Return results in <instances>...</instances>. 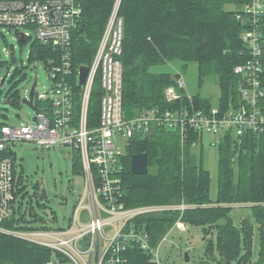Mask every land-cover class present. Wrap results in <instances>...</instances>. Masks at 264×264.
Instances as JSON below:
<instances>
[{"label": "built area", "instance_id": "built-area-1", "mask_svg": "<svg viewBox=\"0 0 264 264\" xmlns=\"http://www.w3.org/2000/svg\"><path fill=\"white\" fill-rule=\"evenodd\" d=\"M119 3L88 65L87 80L80 84L81 65H74L72 47L83 14L82 0H0V28L13 31L20 42L21 37L23 42L34 37L57 51L47 58L52 86L46 92L35 88L34 119L19 125L0 123V233L51 249L55 256L43 264H119L127 261L124 255L131 244L139 245L152 262L159 263V250L151 246L148 233L128 229V224L147 212L185 209L186 205L125 206L122 157L135 136L166 129L178 134L182 146L190 143L193 148L202 143L204 134L214 135V144L231 136L237 146L249 132L264 137L263 33L259 23L264 0H251L244 6L245 13L237 14L248 24L241 35L248 59L234 66L240 77L239 103L198 105L189 97L187 104H179L185 87L181 77L165 89L166 101L175 105L151 107L133 117L126 114L123 103L124 20ZM97 78L102 90L98 119L91 115ZM16 141H35L44 149L68 146L80 156L85 191L67 225L35 228L16 217L15 202L25 191L23 175L17 172L18 156L12 149ZM13 218L20 227L6 226Z\"/></svg>", "mask_w": 264, "mask_h": 264}, {"label": "trees", "instance_id": "trees-1", "mask_svg": "<svg viewBox=\"0 0 264 264\" xmlns=\"http://www.w3.org/2000/svg\"><path fill=\"white\" fill-rule=\"evenodd\" d=\"M117 1L82 0L83 14L73 36L75 66L92 64ZM250 1L120 0L126 114L133 117L144 109L175 105L166 101L165 89L176 80L153 70L173 60H180L185 66L196 62L201 82L210 74L216 75L222 90L219 104L239 103L240 77L234 73V66L248 59L241 39L248 24L238 19L237 14L245 13L244 6ZM259 23L264 67V14ZM30 52V59L35 55L36 59H47L57 51L35 40ZM101 92L97 78L91 100V115L97 119ZM12 97L16 106L19 94ZM188 98L184 96L177 103L187 104ZM192 99L198 105H212L200 95ZM216 145L220 149L218 195L213 199L209 169L202 159H196L190 143L182 146L176 132L157 128L145 136L132 138L122 157L125 206L186 205V208L141 214L128 224V229L147 232L151 246L157 247L181 221L202 228L205 254L219 264H264V137L249 132L240 146L231 136H225ZM138 153L148 155L147 174L134 175L130 171L131 156ZM74 169L82 173L78 154ZM35 188L38 195L41 188L38 185ZM17 221L13 218L6 226L15 227ZM256 235L259 246L255 253ZM52 256L55 253L45 246L0 233V264H43ZM124 257L127 261L119 264H157L137 244H131Z\"/></svg>", "mask_w": 264, "mask_h": 264}, {"label": "rangeland", "instance_id": "rangeland-1", "mask_svg": "<svg viewBox=\"0 0 264 264\" xmlns=\"http://www.w3.org/2000/svg\"><path fill=\"white\" fill-rule=\"evenodd\" d=\"M32 35L34 31L30 29ZM33 38L20 42L15 33L0 28V122L19 125L33 120L35 108L23 102L36 83L39 92H46L52 86L47 59H30ZM158 73H166L175 79L180 74L185 81L183 92L194 97L200 95L213 104L220 102L222 90L218 77L206 76L201 82L196 62L185 66L180 60H173L153 68ZM6 80L1 85L3 77ZM19 94V103L11 105L13 94ZM219 104V103H218ZM215 136L204 134L202 143L194 148L197 160L202 159L211 173V196L218 195L219 146L213 144ZM12 149L17 153L18 175H23L25 188L15 202L16 217L23 218L35 228L60 227L67 225L75 206L85 191L82 174L74 169L75 151L68 146L44 149L35 141H16ZM125 152V148L121 145ZM237 165V163H236ZM45 187L49 198L35 194V186ZM240 212H237V214ZM176 225L159 245V264H203L207 261L203 230L198 226ZM16 227H20L16 225ZM259 240L255 237L254 251L258 250ZM217 249L214 241V250ZM215 253H217L215 251ZM189 257V260H187ZM203 262V263H202ZM219 264L218 262H214Z\"/></svg>", "mask_w": 264, "mask_h": 264}, {"label": "water", "instance_id": "water-1", "mask_svg": "<svg viewBox=\"0 0 264 264\" xmlns=\"http://www.w3.org/2000/svg\"><path fill=\"white\" fill-rule=\"evenodd\" d=\"M23 42V37L20 39ZM90 72V67L88 65H81L80 67V84H85L87 77ZM181 77L180 74H177L175 76V79H179ZM6 80V77L4 76L1 81V85ZM35 88L36 83H34L31 87L29 98H23V102L27 103L28 105L32 106L34 108V98H35ZM12 106H15V102H11ZM130 171L134 175H144L149 172V165H148V155L147 153H138L133 154L130 159ZM40 195L45 200L49 198L47 189L45 187H42L40 190ZM187 260H189V257H187Z\"/></svg>", "mask_w": 264, "mask_h": 264}, {"label": "crops", "instance_id": "crops-1", "mask_svg": "<svg viewBox=\"0 0 264 264\" xmlns=\"http://www.w3.org/2000/svg\"><path fill=\"white\" fill-rule=\"evenodd\" d=\"M221 102V101H220ZM220 102H218V103H220ZM218 103H216V104H218ZM240 214V213H239ZM176 225H179V226H181V227H183V225H182V223H180V222H178ZM175 225V226H176ZM186 225V224H185ZM189 225H186L185 227H188ZM174 228V227H173ZM168 235V234H167ZM167 235L165 236V238L167 237ZM164 238V239H165ZM206 257H207V261L206 262H202L203 264H215L214 262H217L216 260H212L211 258H209L207 255H206Z\"/></svg>", "mask_w": 264, "mask_h": 264}, {"label": "bare ground", "instance_id": "bare-ground-1", "mask_svg": "<svg viewBox=\"0 0 264 264\" xmlns=\"http://www.w3.org/2000/svg\"><path fill=\"white\" fill-rule=\"evenodd\" d=\"M181 78V77H180ZM179 78V79H180ZM178 79H176V81H177ZM263 88H264V82H263ZM183 90H181V92H182ZM183 94H184V96H186L187 97V95L184 93V92H182ZM160 245V244H159ZM159 245L157 246V247H153V248H158V250H159ZM156 263V262H155ZM157 264H159V263H157Z\"/></svg>", "mask_w": 264, "mask_h": 264}]
</instances>
